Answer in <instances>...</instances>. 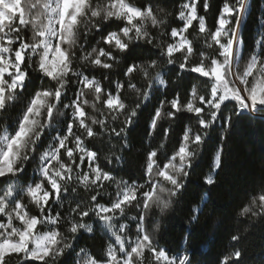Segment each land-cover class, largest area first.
Instances as JSON below:
<instances>
[{"label":"snow or ice","instance_id":"obj_1","mask_svg":"<svg viewBox=\"0 0 264 264\" xmlns=\"http://www.w3.org/2000/svg\"><path fill=\"white\" fill-rule=\"evenodd\" d=\"M214 2L0 0V264H247V229L219 250L221 229L201 232L207 202L186 246L156 238L217 123L215 169L233 121L264 112V0H222L209 24ZM236 217L264 231V183Z\"/></svg>","mask_w":264,"mask_h":264},{"label":"trees","instance_id":"obj_2","mask_svg":"<svg viewBox=\"0 0 264 264\" xmlns=\"http://www.w3.org/2000/svg\"><path fill=\"white\" fill-rule=\"evenodd\" d=\"M136 2L142 3L143 0H136ZM258 2L259 0H257ZM154 3L156 7L165 8L168 11L179 6L178 0H154ZM221 3L222 0H215L212 15L208 16L209 24L212 23L215 12ZM258 15L259 12L257 11L256 16L258 17ZM256 16H253L252 19L247 18L243 25V48L252 43V34L256 31ZM99 39L100 37L96 35L92 41L94 46L95 41ZM120 67L121 65L117 64L113 72H118ZM97 78L99 79L98 74ZM116 79H119V77L113 76V80ZM69 95H71V92ZM87 95L91 102L93 94L88 92ZM153 103H155V100ZM150 109L151 105L145 108V116H147ZM88 111L90 115H98V112L92 111L90 107ZM260 114L264 115V112H260ZM261 118L258 116L250 118L245 115L241 121H233V127L228 136L219 169L213 167L214 145L219 140L221 128V125L217 123L212 131L208 147L199 155L187 180L186 191L182 197L184 203L177 207L175 213L171 214L170 219L166 216L162 220L163 234H158L156 237L161 244H168L172 247L186 246L184 229L188 225L187 208L189 205L201 207L207 202L208 207L203 208V214L200 218L201 232L221 229L216 241V249L219 250L227 243V231L238 229L242 234H245V229H247L248 233L245 234L244 240V248L248 253L247 264H260L262 254H264V231L260 228H250L247 221L238 223L236 213L245 193L249 192L253 186L264 183V122ZM134 135L139 138L142 131L138 129ZM147 143L148 140L146 139L145 145ZM139 150V145H137V151ZM129 161L131 167L125 169V171L135 176V168L139 165L135 153L129 157ZM115 167L119 168L122 165H115ZM209 174L214 179L212 185L205 183V177ZM28 175H34L31 169ZM127 178L128 176L125 175L124 179ZM65 207H67V202H65ZM87 235L85 234V237ZM80 243L82 245H92L94 241L84 238L81 239ZM95 243L98 244L99 241L97 240ZM203 251L207 252L208 249L204 248Z\"/></svg>","mask_w":264,"mask_h":264},{"label":"bare ground","instance_id":"obj_3","mask_svg":"<svg viewBox=\"0 0 264 264\" xmlns=\"http://www.w3.org/2000/svg\"><path fill=\"white\" fill-rule=\"evenodd\" d=\"M246 20V19H245ZM245 22V21H244ZM244 22H242V24H244ZM241 24V27H240V32H239V42H238V47L242 49V43H241V32H242V27L243 25Z\"/></svg>","mask_w":264,"mask_h":264},{"label":"rangeland","instance_id":"obj_4","mask_svg":"<svg viewBox=\"0 0 264 264\" xmlns=\"http://www.w3.org/2000/svg\"><path fill=\"white\" fill-rule=\"evenodd\" d=\"M246 19H247V18H246ZM245 22H246V20H245ZM245 22H244V24H245ZM244 24H242V25H244ZM242 28H243V27H242ZM237 46H238V45H237ZM254 116L264 117V115H263V114H260V112L255 113Z\"/></svg>","mask_w":264,"mask_h":264},{"label":"water","instance_id":"obj_5","mask_svg":"<svg viewBox=\"0 0 264 264\" xmlns=\"http://www.w3.org/2000/svg\"><path fill=\"white\" fill-rule=\"evenodd\" d=\"M241 43H242V32H241ZM242 46H243V43H242ZM242 49H243V47H242Z\"/></svg>","mask_w":264,"mask_h":264}]
</instances>
